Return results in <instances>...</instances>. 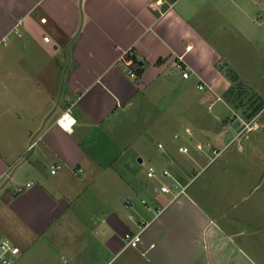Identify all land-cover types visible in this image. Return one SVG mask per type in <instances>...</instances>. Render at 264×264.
I'll return each mask as SVG.
<instances>
[{
	"label": "crops",
	"instance_id": "1",
	"mask_svg": "<svg viewBox=\"0 0 264 264\" xmlns=\"http://www.w3.org/2000/svg\"><path fill=\"white\" fill-rule=\"evenodd\" d=\"M235 1L0 0V239L20 246L13 264H264V218L205 206L185 170L168 167L174 179L165 182L185 187L176 198L127 154L102 190L91 172L99 174L98 162L112 151L102 128L150 102L151 85L182 74L179 63L183 79L217 96L203 103L222 129L209 140L219 145L232 127L224 110L242 108L224 98L231 82L219 66L230 58L213 38L220 18L231 15L226 2ZM127 52L143 65L136 77ZM64 114L76 119L70 129L59 122ZM257 115L249 129L259 126ZM112 182L127 187L128 198H104ZM127 233L140 234L139 242L127 245Z\"/></svg>",
	"mask_w": 264,
	"mask_h": 264
},
{
	"label": "rangeland",
	"instance_id": "2",
	"mask_svg": "<svg viewBox=\"0 0 264 264\" xmlns=\"http://www.w3.org/2000/svg\"><path fill=\"white\" fill-rule=\"evenodd\" d=\"M226 3L232 7L229 9L231 15L220 18L216 27L220 33H215L213 38L229 53L230 62L226 63L224 59L221 64L225 71L237 75L236 81L229 79L238 95L236 100L247 105L234 115L228 108L223 112L227 113L226 122L230 121L232 127L216 144H219V150L228 146L212 162L214 154L208 149H192L188 154L179 151L178 146L185 139L183 136L175 138L177 133L190 138L188 143L193 146V137L186 134V126L191 127L193 135L202 142L214 140L222 131L217 124L214 126L215 114L210 115L204 105L218 99L214 94L208 95L206 89L198 88L194 79H183L178 70L174 77L165 73L151 85L155 95L152 93L148 98L150 102L145 105L137 102L131 112L120 115L102 128L104 138L111 139L112 151L98 162L100 175H95L98 173L95 168L91 171L94 188L102 190L106 181L112 178L109 173L122 170V157L127 154L137 168L144 170L141 174H147L149 164L161 161L163 167L185 170L187 182L192 180L190 185L201 189L198 199L207 207L217 206L226 217L239 214V218H246L247 215L259 222L264 218V0H237L236 6ZM164 77L169 78L163 81ZM182 90H187L188 100L179 96ZM255 103L259 106L256 118L259 126L249 129L245 125L250 121L246 112L253 110ZM187 106L191 109L189 114L196 116L199 124L184 121L185 115H189ZM221 121L225 122L223 118ZM237 121H241V125H237ZM159 143L165 145L164 150L158 148ZM138 157H143L144 167L139 165ZM156 181L160 187L161 182ZM107 189L108 193L103 191L101 195L112 201L118 198L121 202L119 198L126 199L130 195L127 187L113 182ZM235 203L237 206L233 207ZM258 232L255 239H260L263 230Z\"/></svg>",
	"mask_w": 264,
	"mask_h": 264
},
{
	"label": "built area",
	"instance_id": "3",
	"mask_svg": "<svg viewBox=\"0 0 264 264\" xmlns=\"http://www.w3.org/2000/svg\"><path fill=\"white\" fill-rule=\"evenodd\" d=\"M45 39L49 40V37L46 36ZM177 68L182 71L184 77H188V73L186 71H183V66L181 63L177 64ZM129 73L131 76L136 77V73L132 69H129ZM198 87L203 88V85L199 84ZM59 122L64 128L70 129L73 126V124L76 122V119L72 116H68L67 114H64L59 119ZM245 125L246 127L249 126L248 124ZM185 132L190 137H193V139H191L193 146L189 145L188 140H190V138H188L185 134H179V133L175 134V138H180L181 136L184 137L185 141L184 143L179 144L178 149L180 152L185 154L191 153L192 148L197 151H206L208 149L212 151V153L214 154L210 160V162H212L220 155L222 150L228 146L227 144V146L223 147L222 150H219L210 141L202 142L200 140L194 139L195 136L193 135V131L190 127H185ZM158 148L160 150H164L165 145L163 143H159ZM61 168H62L61 164L54 165L51 169V173L55 174ZM147 175L149 178H159L161 180L162 183L160 186V190L162 192L172 193L175 190H177L176 191L177 193L175 194L174 198L178 197L180 194H182L185 191V187L182 186L177 180H174L172 183H169L167 181L165 182L166 178H173V174L168 167L159 168L156 165H150L147 169ZM24 189L25 187L20 185L16 188V192H21ZM144 225H146V223ZM126 239H127V245H136L140 240V234L127 233ZM21 252L22 250L20 246L17 245L15 242H13L10 238L5 237L0 239V264H13L16 258L21 254Z\"/></svg>",
	"mask_w": 264,
	"mask_h": 264
},
{
	"label": "trees",
	"instance_id": "4",
	"mask_svg": "<svg viewBox=\"0 0 264 264\" xmlns=\"http://www.w3.org/2000/svg\"><path fill=\"white\" fill-rule=\"evenodd\" d=\"M124 61H126L128 63V65L135 69V72L137 75H140L142 73V70H143V65L142 63L138 60L137 56L133 53H130V52H127L124 57H123ZM220 69L222 71H224L225 75L231 79V81H236V78H237V75H232L230 71H225L224 67L222 66V64L219 66ZM233 85L231 84L230 88L228 89V91L226 92L225 94V100H227L229 103L233 104L236 108H244L246 107L247 105H245L244 103H242L241 101L238 102L236 99H237V94H236V91L234 88H232ZM256 104V103H255ZM254 104V107H253V110L249 111V112H246L244 110V112H246L247 114V117L249 120H251L255 115L258 114L259 112V106H257V104L255 105ZM253 105V103H252ZM251 105V106H252Z\"/></svg>",
	"mask_w": 264,
	"mask_h": 264
},
{
	"label": "water",
	"instance_id": "5",
	"mask_svg": "<svg viewBox=\"0 0 264 264\" xmlns=\"http://www.w3.org/2000/svg\"><path fill=\"white\" fill-rule=\"evenodd\" d=\"M139 161L141 162V161H142V159L140 158V159H139Z\"/></svg>",
	"mask_w": 264,
	"mask_h": 264
}]
</instances>
